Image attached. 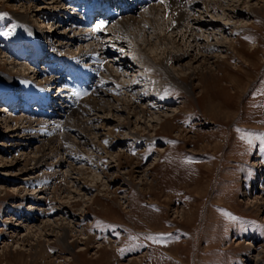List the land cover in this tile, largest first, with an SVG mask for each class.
Instances as JSON below:
<instances>
[{
  "label": "rangeland",
  "instance_id": "rangeland-1",
  "mask_svg": "<svg viewBox=\"0 0 264 264\" xmlns=\"http://www.w3.org/2000/svg\"><path fill=\"white\" fill-rule=\"evenodd\" d=\"M169 1L167 15L142 9L143 20L129 25L128 32H113L106 39L79 34L85 52L91 53L84 62L88 66L79 69L81 76L88 68L95 71L103 57L101 46L119 47L117 37L122 61L135 64L127 70L109 56L96 75L86 74L90 82H82L80 90L66 85L72 94H62L70 100L71 115L38 135L39 142L15 153L9 137L21 134L3 133L7 129L0 125V165L18 162L0 168V264H264V0ZM192 2L200 4L197 13L203 3L215 6L220 20L217 34L208 45L201 42V50L193 46V34L184 44L171 32L173 24L184 25ZM41 3L0 0V70L10 69L7 61L16 53L9 52L25 30H32L38 48L48 43L46 62L60 68L54 61L66 47L59 49L43 33L61 29L45 19L50 9L37 17ZM233 5L242 12L226 15ZM26 9L27 19H18L17 13ZM62 11L65 7L56 12ZM171 41L190 43L187 51L202 54L199 65H189V56L173 70L191 90L168 84L159 70L141 63V55L155 63L165 60L168 49L174 50ZM75 46L71 50L77 55ZM63 72V79L70 77ZM33 74L36 84L39 78ZM45 77L44 93L59 81L51 74ZM105 79L116 86L104 97L94 91ZM12 93L21 99L20 90ZM17 102L24 106L23 100ZM32 158L41 160L37 170ZM29 209L42 215L34 213L30 221ZM27 221L41 231L21 243L4 239L14 236L16 223L26 232ZM62 229L68 230L65 241L58 238Z\"/></svg>",
  "mask_w": 264,
  "mask_h": 264
},
{
  "label": "bare ground",
  "instance_id": "bare-ground-1",
  "mask_svg": "<svg viewBox=\"0 0 264 264\" xmlns=\"http://www.w3.org/2000/svg\"><path fill=\"white\" fill-rule=\"evenodd\" d=\"M102 1L105 0H45V1L41 0L42 3L37 5V8L35 9V11L38 13L37 17L40 18L41 16L44 15L45 12L48 13V11L51 10V13H49L51 15L45 14V19H49V21H51L52 27L55 26L61 29L59 33L56 30L47 29L44 30L45 33L43 34L44 35L49 34L50 38L45 36L46 39H50L51 41H54V43L58 44L57 47L59 49H62V47L64 46L66 47L67 52H64L63 54L59 55L60 58H57V60L54 61L55 64L58 65L60 68L62 67V69L60 68L57 69L56 67H52L49 63L46 62L49 61L48 55H45V53L47 54L49 53L48 43H44L43 48L40 49V47L38 48V43H37L38 41L36 40V38L35 37L31 38L33 35L32 30L30 32L26 30L25 32L24 31L19 32V37L17 42H19L20 44L17 45L14 51L9 52L11 55L14 52L16 53V54L14 53L15 56L9 59L13 61H7V65L10 66V69L8 71L0 70V95L1 94L8 95L7 100L5 101H2V99L0 100V103L4 106V107L2 106L0 107V117H2L0 125L3 124L7 129V131L3 133L17 132L21 134L17 138L13 136L9 137V139H11L10 140L11 145H9V147L12 148V150L15 151V153L19 152L20 149L22 150L23 148L26 147L28 149V147H31L32 143L34 144V142H39L40 139H38V135L42 136L46 134L47 131H49V129H52V127L54 128L57 125H59V122H61L60 120L63 116L66 117L68 115H71L72 111H70V100L66 99V97H64V95L62 94L65 92L72 94V90L67 89V87H65L66 85L67 86L72 85L71 88L74 86L73 90L76 89L80 90L81 88L79 89L77 88V86L79 87V85L82 82L85 84L90 82V78L86 76V74L92 72L89 71L90 68H88L87 73L85 72L86 74L84 75L82 74L83 76H81V73L79 71L81 66L87 65L84 64V62L89 58L88 55L91 54V53L89 54V52L87 51L85 52L87 45L81 44V41L79 39V34L81 32L85 37L95 34V37H97V39L98 36L100 35L106 39L108 37V36L106 37V35L108 34L113 35V32H125V31L128 32L127 31L128 28L130 31V27H128L129 25L131 26L143 20L142 14L144 13L143 12L144 9L145 12H149V15H152L153 12H160V11L163 12L164 15L168 14V0H106L105 5H103ZM114 1H115V5L113 6ZM174 1L177 4H180L179 0H173V2ZM198 4H199L198 2H192L191 6L187 9L188 10L187 12L182 11V15L184 12V19H183V21H185L184 25L183 23H180L181 25L173 24L172 26L173 29H171V32H176L172 36H178V38L183 40L184 44L187 38H188L187 41H190V36L191 34H193L192 37L193 46H196L198 47L199 50H201V47L203 46L202 43L208 45L207 42L210 41L217 34L214 29L218 24H220V20L219 17L217 16L218 10L215 6H208L206 3H203V6L200 8L201 11L200 12L198 11L199 13H197V10L195 8L198 7ZM233 6H234L233 10L227 11L226 15L230 14L231 11L233 13L242 12L238 6L235 5ZM63 7H65V11L59 12L61 14L56 12L58 9ZM225 10H229V9H225ZM27 12L28 10L26 9L24 12L17 13L16 16L18 19L21 20L24 19L25 21V19H27L28 17ZM189 12L190 14H188ZM91 14L95 16L94 20L92 17L90 18L89 15ZM219 15L222 14L220 13ZM45 19H40V23L42 25H45L46 23ZM191 21H193L192 23H195L197 25L196 26L190 25ZM98 24H102L103 27L97 29L96 26ZM228 25L231 24L229 23ZM150 28H152L151 32H158L157 29H154L152 26H150ZM204 31H210V32H205L206 33L205 34ZM194 32H198V33H194ZM159 37L160 40H162L163 43L162 45H167L166 44L167 37L162 36L161 34L159 35ZM117 38L115 39L116 45H119L120 47L121 42ZM170 43H171L170 46L173 45V49L177 51L175 52L174 50L169 48L168 57L166 59L164 58L165 60H160L159 62L155 63L150 58V56L141 55V63L145 65V68H155L159 70L162 78L165 79L168 82V84L178 86L180 88H184L185 90H191L190 88H187V86H184V84H181L180 81L182 78H178V76L175 75L173 70L175 66L176 69L179 68L182 65L179 62H181L183 59L189 56H191V58L187 59V63L189 65H191L192 67H194L193 65L194 63H197L195 65H199L200 62L199 59L200 57H202V54L198 52H191L194 49L187 51L186 49L190 48V43H187L186 46L184 45L180 46L179 44H176L175 42L172 41ZM74 44L76 45L74 48L77 50V55L75 54L76 52H72L71 50V47L74 46ZM25 45L30 46L29 49L30 53L27 52V46ZM113 47H114L113 45L112 48L102 47V46L100 47L101 49H103L100 53L103 54V57L102 60L96 62L97 67L95 71L92 72L93 75H91V77L96 75L97 71L100 70V67H103L101 66V64L103 63L104 58H108L109 56H111V59H107V60H111L113 61V63L119 62V60H121L120 61L121 63L118 64H120L121 66L123 65L122 67L126 68L127 70L132 66H134L135 62H130L127 61L126 59L122 61L123 55L122 53L120 54V52L118 51L119 47L118 46L116 48ZM182 48L186 51L180 52ZM66 53L70 55L68 56L69 58L65 57ZM118 54H120V56L118 60H116ZM73 55L75 56V58L74 59L70 58ZM22 58H25L28 62L27 63L22 61L18 62V60ZM14 59L16 60L14 61ZM40 60H43L42 62H44V64L47 66L46 69L44 66L43 68L39 67L38 64L41 62ZM29 69L32 70L31 71L32 73L34 72L33 76H35V79L39 78L38 83L35 84L34 81L30 78L31 72L28 71ZM63 71H65L66 76L69 75L70 77L67 79L66 78L63 79L61 74L64 73ZM46 74H51L52 78L53 76H55L54 78H56L59 81H57V84H55V82L50 83L48 86L49 87L48 91L44 93V86L42 84L41 76H43L44 81L46 82L48 81V78L45 77ZM145 74L151 76L147 74L146 71ZM99 85H101L100 88L96 87L94 92L99 93V96L105 97L106 95H109L107 92L109 90H112V88L116 86V83L115 82L113 83L111 80L107 81V79H105L104 82L103 83L101 82V84ZM55 88L57 89V91L54 90ZM13 89L15 90L17 89L18 91L20 90L19 94H21L20 96L21 99L18 97V93L17 94L12 93ZM65 96H70V95H65ZM17 99L23 100L24 106L22 108H19ZM34 105L35 108L31 112V107H33ZM142 112H144V109L142 110ZM50 124L52 126H49ZM29 134L32 135L29 136ZM135 138H138L136 134H135ZM13 139H17V142H14ZM37 147H39L38 144L34 146V148ZM6 152L8 151H4V154H6ZM2 158L5 159V156H2ZM15 160L16 158L13 159V161ZM35 160H36L35 158H32V161ZM6 163L8 162L6 161L4 162L3 165H0V168H6V167L11 168L18 162H14L10 165L9 164L5 165ZM40 164H41V160L39 159L36 160L34 166L32 167L33 170H37ZM21 170H22L21 172L27 171L25 167H21ZM37 191L42 192V190L39 189H37ZM31 197L34 196L31 195ZM36 200L37 199H32L33 203L36 202ZM29 208L32 207L29 206ZM7 213L8 211L5 212L3 216H8ZM29 213L31 214L29 218L30 221L34 219L32 218V215L34 213H38V216L42 215V212H36V211L32 212V209H29ZM188 216L189 217L191 216L189 211L187 212V217ZM30 221H27L26 223V229H27L26 232H22L23 228L21 224H17V223L13 224V228L11 232L14 234V236L5 235L4 239L13 240L14 237L18 242L21 243L32 238L33 237L32 235H37L38 232L41 230L38 229L39 227H36V225L29 224ZM67 231H68L67 229H64L62 231V236L58 238L62 239V241H65ZM2 245L6 246V242L3 241Z\"/></svg>",
  "mask_w": 264,
  "mask_h": 264
},
{
  "label": "snow or ice",
  "instance_id": "snow-or-ice-1",
  "mask_svg": "<svg viewBox=\"0 0 264 264\" xmlns=\"http://www.w3.org/2000/svg\"><path fill=\"white\" fill-rule=\"evenodd\" d=\"M96 27H97V29H100V28L103 27V25L102 24H98ZM149 239H154V237H149Z\"/></svg>",
  "mask_w": 264,
  "mask_h": 264
}]
</instances>
